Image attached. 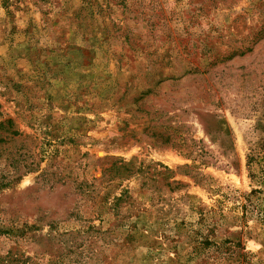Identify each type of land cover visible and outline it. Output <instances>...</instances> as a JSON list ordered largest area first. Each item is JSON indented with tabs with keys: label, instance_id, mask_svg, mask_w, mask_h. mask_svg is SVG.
I'll list each match as a JSON object with an SVG mask.
<instances>
[{
	"label": "rangeland",
	"instance_id": "obj_1",
	"mask_svg": "<svg viewBox=\"0 0 264 264\" xmlns=\"http://www.w3.org/2000/svg\"><path fill=\"white\" fill-rule=\"evenodd\" d=\"M264 0H0V264H264Z\"/></svg>",
	"mask_w": 264,
	"mask_h": 264
},
{
	"label": "trees",
	"instance_id": "obj_2",
	"mask_svg": "<svg viewBox=\"0 0 264 264\" xmlns=\"http://www.w3.org/2000/svg\"><path fill=\"white\" fill-rule=\"evenodd\" d=\"M262 200L264 201V194L262 196ZM260 215V221L264 224V207L261 208V210L258 212ZM199 249H207L210 246L214 247V250L216 252H221L222 249L226 252L230 254V257L236 258V262L235 264H245L246 263V255L242 252V249L240 248V246L238 244L236 245H232L229 247L226 245H223V248H219L216 245L211 244L207 238L203 237V236H199Z\"/></svg>",
	"mask_w": 264,
	"mask_h": 264
}]
</instances>
